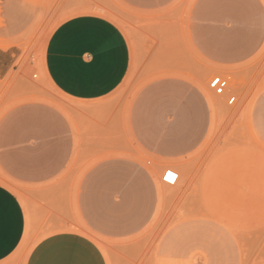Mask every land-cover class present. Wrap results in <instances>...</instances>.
<instances>
[{"label": "crops", "instance_id": "obj_1", "mask_svg": "<svg viewBox=\"0 0 264 264\" xmlns=\"http://www.w3.org/2000/svg\"><path fill=\"white\" fill-rule=\"evenodd\" d=\"M83 1L124 9L143 42L134 63L115 22L83 14L48 43L44 72L55 94L12 81L0 116V263L31 230L52 233L26 264H108L89 234L157 213L160 184L173 187L164 172L180 179L233 113L236 102L226 109L211 80L232 72L251 81L264 55V0ZM17 60L0 50L1 83Z\"/></svg>", "mask_w": 264, "mask_h": 264}, {"label": "rangeland", "instance_id": "obj_2", "mask_svg": "<svg viewBox=\"0 0 264 264\" xmlns=\"http://www.w3.org/2000/svg\"><path fill=\"white\" fill-rule=\"evenodd\" d=\"M83 2L0 0V50L18 56L17 70L0 82V116L10 107L14 80L39 85L41 95L56 93L44 72L46 49L56 29L74 17L98 14L115 22L130 40L135 63L143 42L137 24L124 20V9ZM256 66L251 81L226 73L238 98L224 133L210 135L175 186L160 184L157 213L128 216L137 220L124 223L129 229L89 234L108 264H264V55ZM125 90L122 86L112 98ZM220 99L228 109L227 98ZM10 186L25 201L18 186ZM51 233L28 230L20 248L0 264H26Z\"/></svg>", "mask_w": 264, "mask_h": 264}, {"label": "built area", "instance_id": "obj_3", "mask_svg": "<svg viewBox=\"0 0 264 264\" xmlns=\"http://www.w3.org/2000/svg\"><path fill=\"white\" fill-rule=\"evenodd\" d=\"M209 88L219 97H226L228 104H234L237 96L230 92V80L224 77H216L209 83ZM162 182L167 185L175 186L179 182V174L173 169L166 170L162 176Z\"/></svg>", "mask_w": 264, "mask_h": 264}]
</instances>
